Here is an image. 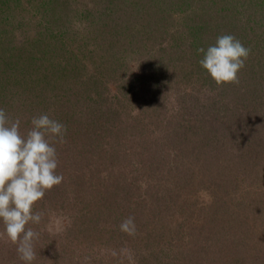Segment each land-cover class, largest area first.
<instances>
[{"label": "rangeland", "instance_id": "1", "mask_svg": "<svg viewBox=\"0 0 264 264\" xmlns=\"http://www.w3.org/2000/svg\"><path fill=\"white\" fill-rule=\"evenodd\" d=\"M6 1L0 2V49L2 43L7 40H10L11 46L14 45L22 34L25 38L28 35L25 47L28 43L29 46L24 50V54L19 55V59L11 55L12 61L10 59L7 61V56L1 60L0 52V69L3 71L0 74V88L6 87L5 95L0 98V108L11 111L26 100L36 99L38 111H42L43 114V109L39 110L44 104L39 102V89L43 86V83L39 82V57L35 56L33 59V49L28 53L30 44H33L30 42L32 32L39 29L37 21H41L44 23L43 26L48 27L44 31L46 33L44 37L47 36L46 39L52 43L56 42L55 46L60 48L58 56L52 52H45L44 57L49 58L51 63L55 62L52 63V66H55L58 60L62 62L71 53L77 54L78 76L73 74L69 76V80L75 78L76 84L84 78L89 79L91 75L87 82L89 90L85 87L91 92L96 91L98 78L100 81L104 80L106 83L103 89L104 96L111 105L117 106L119 116L124 119L121 124H128V127L136 130L135 140L132 138V141H125L122 144V149L126 148L129 152L120 156L119 161L116 157L120 152L116 147L110 148V143L115 139L113 133L115 129L112 128V132L103 131L105 135L101 141L104 142L106 153L103 157L105 160L100 162L99 168L97 167L99 169L97 173L103 177L104 186L107 185L108 190L112 189V186H108L112 178L104 176L111 167L112 177L120 176L125 178V182L132 181L130 189H124L119 193L121 197V193L125 194L123 201L135 199L137 196L138 200L144 196L147 199L143 200L146 205L142 201L135 203L136 207L132 204L131 213H127L130 209L119 211L118 215L121 216L116 218L114 224H108L109 221L105 218L103 223L105 229L102 232L98 233L91 223H87L90 228L87 232L93 238L88 240L85 250H79L81 248L78 247V243L77 246L69 244L78 241L80 236V233L74 230L75 226L73 227L71 206L64 207L57 198L50 199L53 203L50 201L40 209L44 214L41 223L31 227L40 233V245L39 240L37 244L41 247L39 252H42L43 262H50L51 260H47L46 257L48 258L54 251L70 246L71 252L67 256L61 255L58 262L54 260L51 262L64 264L69 256L72 264H106V261L111 264H136L142 258L145 260L143 264L165 262L174 264L176 258L185 264H264V69L260 68L262 72L256 80L239 71V83H232L233 87L229 83L218 86L206 70L202 73L196 71L186 74L185 69L191 67L188 63H198L195 58L188 59L184 63L186 68L182 66V72L173 70L178 77L173 72L169 73L171 68L168 69L162 86L166 92L165 102L160 108L164 117L161 121L152 120V117L146 115L135 101L136 97L129 98L130 94L125 88L120 92L117 84L112 82L114 80L112 77L97 75L93 69L94 61H87L80 53L78 39L83 33L82 27L87 18H90L89 13L84 10V2H79L78 11L75 12L76 15L72 17L70 24L65 20L62 24L59 22L54 24L55 27H51L45 19L40 18L43 15L37 12L39 6H33L35 2L39 4V0ZM161 3L160 0H136L135 5L132 0L129 6L132 5L134 10L140 6L145 13L137 20L131 19L123 9L118 13L117 28L121 24V29L126 30L125 24L127 26L134 23L138 27V24L142 23V28L150 29L153 36L148 40L142 37L143 40L136 43L134 50L124 55L125 64L121 72L125 76L131 75L132 78L138 79L144 69V64L140 60L147 59L146 57L151 54L149 50L155 49L160 34L165 35L164 43L168 41L189 43L195 38L189 32L193 30L192 34L198 33L196 36H201L196 37V41L207 49L213 45L212 42L214 43L219 36L218 33L222 31L225 17L232 23V35L251 49L245 65L250 61L264 62V0H167L164 6ZM159 4L163 8L162 11L157 10ZM151 10L155 12L151 13ZM159 11L161 15L155 18ZM146 14L156 19L154 24L150 22L152 24L150 28L146 26L147 19L144 17ZM95 17L94 15L93 18ZM201 58L199 56V60ZM48 64L49 61L47 63L45 61L42 66L47 67ZM228 85L232 89L231 92ZM56 92V88L47 92V97L50 98L48 102L53 105L57 100L54 96ZM203 116L204 120L201 119ZM226 116H230L231 120L228 126L224 121ZM169 117H171L169 120L176 119L188 124L195 120L197 128L200 123L210 127L207 134L205 130L199 134L202 133L203 137L211 139L212 145L210 141L209 144H204L209 145L207 151L211 150V154L210 151L208 156L197 153L199 156L196 158L194 155L181 154L180 148L176 145L177 139L166 138L164 131L161 130ZM172 121L168 126H172ZM254 127L259 129V140L255 142L258 147L253 151L255 153L247 148L246 153L241 155L243 160L248 157L244 160L246 163L242 161L246 166L237 167L233 163L227 165L225 162L229 152L241 154L243 146L246 145L245 138L255 136ZM142 144H147V149L142 147ZM139 147L144 148V153L138 152ZM158 154L168 158L169 165L172 166L166 177L161 176L159 170L148 174L150 166L146 168L139 166V171L136 172L134 166L130 164L141 159L143 162L146 161V165L149 161L156 163ZM110 155L113 159L111 157L106 168L105 162ZM147 182H157L162 187L157 186L158 189L156 186L153 187L155 192L152 193L151 190L144 189ZM129 216L134 217L137 229L134 236L119 230L121 222ZM112 230L114 232H111ZM205 244L212 246L203 251L201 248ZM12 246L7 239H0V251Z\"/></svg>", "mask_w": 264, "mask_h": 264}, {"label": "trees", "instance_id": "2", "mask_svg": "<svg viewBox=\"0 0 264 264\" xmlns=\"http://www.w3.org/2000/svg\"><path fill=\"white\" fill-rule=\"evenodd\" d=\"M160 1L162 2V5H166L167 0ZM0 2L7 1L0 0ZM79 2H84V10L90 15V18H87V22L82 27L84 30L81 37L78 39V45L82 56L85 57L87 61H94L93 69L96 71L97 75H103L104 77L109 78L112 77V79H114L112 82L117 84V88L120 89V92L122 91L121 89L125 88L130 94L129 98L133 99L136 97L135 101L139 103L141 109H143L146 115L148 114L149 117H152V120L160 119L161 121L164 116L162 115L160 108L164 105L166 93L162 86L165 77L168 75V69L171 68L172 70L169 73L172 74L173 72L175 76L178 77V74L173 70L177 69L182 72V66L186 68V65H184V63H186L185 61L188 59L193 60L195 58L198 63L194 62L196 64H193L189 60L188 62L190 63L188 64L191 65V67L190 69H185L187 70L186 74H191L196 71L202 73L205 71V69L199 64V56L203 58V53L197 51L198 47L201 48L202 46L196 41V37L201 38V36H196V34L199 35L198 33L192 34V30V32H189L195 38L189 43H183L182 41H177L175 43L168 41L164 43L165 35L160 34L158 38L159 40L155 43V49L151 48L149 50L151 54H147V59L140 60L141 63L144 64V69L138 76V79H135L132 78L131 75L125 76L124 73L122 74L121 72L123 65L125 64L124 55L128 54V51L132 52L136 43L143 40L142 37L148 40L149 37L153 36L150 29H146V27L145 29L142 28V23L138 24V27H136L134 23L127 24V26L125 24L124 26L126 27V30L121 29V24L118 26L119 28H117L116 24L120 10L123 9L131 19L137 20L138 17L145 14L144 11H142V8L139 6L134 10L132 5L129 6V4H132V0H39V4L35 2L33 6H39L37 12L39 15H43V17L40 16V18L45 19V22L49 26L55 27L54 24L59 22L62 24L65 20L68 21L67 24H70L69 22L72 17L76 15L75 12L78 11ZM134 3L136 5V0H134ZM158 9H160V11L163 9L160 4L157 6V10ZM160 11L155 14V18H157L158 15H161ZM154 12L155 10H151V13ZM94 15L96 16L95 19L93 18ZM144 17L147 19L146 26L148 28L151 27V23L154 24L156 22V19L153 18L152 15L148 16L146 14ZM222 18L224 17L222 16ZM223 24L222 31L218 33L219 36L223 34H232V23L229 20L227 21L226 17ZM37 25H39V29L35 30L36 32H32V39L30 40L35 46L30 44L31 47L28 48V53L33 49V59H35V56L39 57V82L41 84L43 83L42 88L39 89V102L44 103L43 107L39 108V110L43 109V114L47 113L51 119H55L64 124L67 128V132L64 143H54L58 159L56 173L63 176V181L59 185L46 191L44 197L33 205V212H40L41 207L49 204L50 201H52L50 199L54 198H57V201L60 200V205L62 204L64 207L71 206L73 212H70V216L73 217V227H76H74V230H76V233H80L81 237L78 236V241L69 242V244L77 246L78 243V247L81 248L79 250H85L86 243L93 238L92 235L90 236L87 232L90 229L88 228L89 224L87 223H91L94 230L99 233L105 229V225H103L105 218L106 220L108 219V224H114L116 218L118 219V216H121L118 215L119 211L130 209L127 213H131L132 209L130 207L132 204L135 206V203L141 201L144 205L147 204L144 202L147 200L145 196L140 200H138L137 196L135 199L133 198L134 200L128 199V201H123L125 194L121 193V197L119 196V193L124 189H130L132 181L125 182V178H121L120 176L112 177V171H110L111 167H109V172L104 175L107 176L106 178H112L111 184L109 185L108 183V186H112L111 190L106 189L107 185L104 186L103 177L97 173L99 170L98 165H100L101 161L105 160L103 158L106 153L103 147L104 142L101 141L102 137L105 135H103V131L106 130L112 132V128L115 129L113 130V133H115V139L110 143V148L116 147L117 151L120 152L116 157L117 161H119L121 160L120 156L129 152L126 148L122 149V144L125 141H132V138L134 141L135 136H137L134 134L136 130L133 127H128V124H121L124 119L119 116L117 106L111 105V102H109L104 96L103 89L106 85V83L103 82L104 80L100 81L99 78L97 79L99 84H96V91L94 92L87 91L85 88L87 87L89 90V84L87 82L91 78V75H89V79L84 78L81 81L76 82V84L75 78L73 80L70 78L69 80V76H72L73 74L77 75V64L79 63V59L76 58L77 54L71 53L64 58L62 61L63 63L58 60L56 63L57 65L52 66V63L55 64V62L51 63L49 58L44 57V54L45 52H52L54 55L58 56L60 48H58L57 45L55 46L54 43L56 42L52 43L50 40L46 39L47 36L44 37V34H46L44 31L47 30L48 27L43 26L44 23L41 21H37ZM131 25H133V27ZM211 34L212 33H210V35ZM26 37L27 38L22 34L19 39H16L12 46L10 45V40L4 41L1 46L2 49H0L1 60L7 56V61H9L8 59L12 61L11 55H15V58L19 59V55L24 54V50L29 46L28 43V46L25 47L28 35ZM214 43L212 42V44ZM203 48L206 49L204 45ZM27 60H29V58H27ZM45 61L46 63L47 61L50 63L47 67L45 65V67L42 66ZM247 63L248 64L240 71L244 75L251 76L253 80H256L259 77L258 75H261L262 71H260V68L261 70L264 69V62L257 60L255 62L250 61ZM194 68L196 70H194ZM2 72V69H0V74ZM139 77H142L143 79ZM229 85L232 86V83H229ZM229 85V92H231L232 89ZM44 87H46V90H44ZM52 88H56L57 91L54 93V96L57 97L54 105L48 102L50 98L47 97V92ZM5 89V86L0 88V98L5 95ZM58 91L60 94H58ZM45 99L46 102H44ZM15 109L11 111L7 109L4 111L10 120L15 121L17 118L20 120V132L24 135L32 127V116H39L42 114V111H38V103H36V99L31 101L26 100V102L20 104V106H17ZM231 113L233 114V112ZM228 114L230 113L228 112ZM170 118L171 117L166 119L167 122L161 130L164 131L163 134L166 138L171 137L177 139L176 145L180 148L181 154L194 155L195 158L199 156L197 153L208 156V152L210 151L211 154V150L207 151L208 148H210L209 145H204L209 144V141L210 145H212L211 139H207V136L206 138L203 137L202 133H200L201 135L199 134L202 130H205V133L209 132L210 127H206L204 124L200 123L197 128L195 120L188 124V122L182 123L176 119L173 121L169 120ZM201 119L204 120V116ZM171 121L172 126H168ZM224 121L228 126L231 121L230 116H226ZM254 128L255 130L253 131L255 132V136L245 138L244 141L246 145L243 146L244 150H242L241 154L235 155L234 153L229 152V157L226 158L227 160L225 162L227 165L233 163L237 167L246 166V164H242V161L247 160L248 157L243 160L241 159V155L244 154L247 148H250L249 150L253 152L258 147V144H255V142H258L259 140V129L258 127ZM205 133L204 135L207 134ZM192 140L194 142H192ZM146 145L142 144L141 146H144V148L146 147L145 149H147L148 145ZM133 146L134 145H132V147ZM142 147L137 148L140 154L144 150ZM194 148L197 150L195 151ZM155 154L156 153L154 152V155ZM251 156L252 155H250V157ZM111 157L112 156L110 155L109 159L107 158L105 162L106 168L107 164H110ZM158 157L156 163L154 161H149L146 165V161L143 162L141 159L139 162H130V164L134 166L136 172L139 171L140 167L146 168V166H150L148 174L155 173V171L159 170V174L165 176L167 172L171 170L172 166L169 165L168 158H163L160 154H158ZM150 170L152 172H150ZM155 186L157 189L160 186L162 187V185L159 186V183L157 184V182H147L144 189H149L154 193L155 189L153 187ZM163 187H166V185H163ZM161 196L162 195H160V197ZM34 225L36 224L30 223L26 227H32ZM0 227V230H3L4 226L2 221H0ZM111 232L114 231L112 230ZM38 240L34 241L36 259L32 264H54L52 263L53 260L58 262L59 257H62L61 255L67 256L68 253L71 252L70 246L64 247L59 251H54L48 258L46 257L47 260H51L52 262L45 263L43 262L44 258L42 252H39L41 247L37 244ZM211 246V244H205L201 249L207 251ZM68 257L64 264H72V261H70ZM176 259L173 261L174 264H185L184 261L180 262ZM143 262H145V260L142 258L136 264H143ZM0 264H24V262L18 257L16 245L13 244L12 247L4 248L0 251ZM57 264L61 263L59 262ZM106 264H111V262L106 261ZM165 264H169V262H165Z\"/></svg>", "mask_w": 264, "mask_h": 264}, {"label": "clouds", "instance_id": "3", "mask_svg": "<svg viewBox=\"0 0 264 264\" xmlns=\"http://www.w3.org/2000/svg\"><path fill=\"white\" fill-rule=\"evenodd\" d=\"M203 53L199 64L219 85L239 83L238 73L245 66L251 49L232 34L217 37L215 43L197 50ZM26 134L20 132V120H10L0 108V239L16 245L24 264L36 259L34 241L40 233L27 225H39L42 212H33V205L46 191L59 185L63 176L56 173L57 152L54 143H64L67 128L47 114L34 116ZM119 230L136 235L134 217L125 218ZM115 255V253H113Z\"/></svg>", "mask_w": 264, "mask_h": 264}]
</instances>
